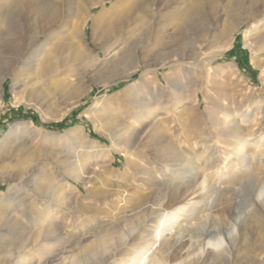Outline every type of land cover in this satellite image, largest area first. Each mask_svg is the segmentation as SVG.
I'll list each match as a JSON object with an SVG mask.
<instances>
[{
    "label": "bare ground",
    "instance_id": "1",
    "mask_svg": "<svg viewBox=\"0 0 264 264\" xmlns=\"http://www.w3.org/2000/svg\"><path fill=\"white\" fill-rule=\"evenodd\" d=\"M168 1L175 4L170 9H160L163 0H61V3L56 0H0V87L9 78L16 89L13 93L15 104L33 105L47 113L58 103L60 116H64L77 107L86 94L83 81L87 73L94 72L92 78L107 84L142 71L138 81L141 86L134 94H131V85L120 92L130 98L124 107L112 110V99H103L102 103L100 98L88 112V117L98 132L104 130L107 133L111 148H127V161L136 156L135 145H140L143 139L148 155L162 165L150 172L142 169V173L155 176L152 177L154 179L163 177L167 182L172 179L177 181L166 186L162 201L149 208L146 219L139 215L140 222H135L136 226L127 225L122 234L117 227L99 232L96 242L103 250L90 264H206V261H199L203 256L209 260L208 264H264V199L260 200L264 196V176L245 185L248 189L258 190L254 193L257 197L247 225L240 220L242 212L237 211L230 229L206 227L204 222L195 231L186 227L180 234L178 228L173 230V234L163 236L165 228L170 227L174 220L179 221L180 217L190 216L197 220L208 202L196 211L194 197L203 200L208 195L206 199L211 201L212 195L216 196L214 205L222 212L237 205L234 188H219L217 182L208 183L204 175L202 178L196 175L197 162L202 160L207 166L220 161L222 168L217 173L220 177L236 175L239 171L244 175L249 170L260 172L258 166L264 163V115L258 117L257 110H252L233 122L232 111L225 104L212 101L207 105L220 109V113L209 116L210 132L193 130L194 126L188 122L179 129L177 119L188 112V106H194L199 95L195 93L185 102L182 93L186 89L176 83L180 75L187 85L195 88L191 92L204 88L205 94L210 90L215 95L223 92L230 97L238 93L234 90L228 93L223 89L225 81L230 85L231 82L233 85L236 83L232 69L215 67L213 60L225 54L240 29H243L244 41L249 47L264 42V0H226L220 7L224 13L221 28L213 33L209 32V28L201 29L200 24L207 11L215 17V0H180L184 4L180 9L179 0ZM98 6L102 9L95 15L94 9ZM157 6L155 14L153 7L157 9ZM89 23L91 44L106 57L104 60L89 44L84 43V31ZM126 36L131 40L125 42L124 49L119 53L113 52L115 46L126 40ZM191 39L206 42L216 52L206 56L201 45L179 58V48ZM138 47L141 49L139 56L136 55ZM263 49L264 43L255 52ZM254 64L261 71V80L264 81V62L256 60ZM102 67H105L104 71L98 74ZM178 67H185L188 74H179ZM192 68L199 69L198 73ZM160 71L164 73L166 86L158 78ZM145 74L149 77L145 78ZM169 74L174 77H169ZM148 84L152 85L150 92ZM144 92L145 96L140 97ZM100 102L103 105L98 108ZM2 105L0 97V111ZM233 113L238 114L234 110ZM182 129L186 130L187 137L194 135L191 142L184 140V148L178 147ZM73 131L80 133L81 129L74 128ZM129 138L131 145H127ZM198 139L203 142L200 145L204 151L201 149V154L190 162L192 158L184 150L194 152ZM4 141L5 146L6 139ZM4 146L0 149V173L8 172L6 192L10 195L28 182L33 167H24V160L30 154L24 152L22 145L15 142L8 148ZM94 152L95 156L102 155L103 150ZM12 161L20 165L14 172L6 169L11 167ZM212 168L215 164L209 169ZM168 169L171 171L166 176ZM219 179H214V182ZM1 181L5 182L4 179ZM53 191L56 205L64 206L68 199L67 190L62 187ZM50 210L45 209L41 214L32 212L31 217H34L31 220L37 219L41 225L54 223L56 219L51 220ZM1 213L4 215H1L0 221L5 222L9 217V208ZM48 233L52 235L53 231L48 230ZM219 234L222 236L216 237ZM237 237L240 240L238 245L235 243ZM54 240L61 241L60 238ZM49 250L46 248V251ZM150 251L152 255L149 257Z\"/></svg>",
    "mask_w": 264,
    "mask_h": 264
},
{
    "label": "rangeland",
    "instance_id": "2",
    "mask_svg": "<svg viewBox=\"0 0 264 264\" xmlns=\"http://www.w3.org/2000/svg\"><path fill=\"white\" fill-rule=\"evenodd\" d=\"M56 1L61 3V0ZM215 2L214 7L217 10L215 17L213 18L211 11H207L200 24L201 29L209 28L210 33L219 30L224 19V13L220 7L226 3V0H215ZM173 5L175 4L163 0L159 7L160 9H170ZM183 5L179 0V9ZM101 9V6L95 8V15ZM153 9L156 14L158 6L157 9L156 7H153ZM167 32L170 33V30ZM243 36V29H240L235 34V39L225 54L213 60L215 67H230L232 69L236 83L233 85L231 82L230 85L229 82L225 81L223 89L227 90L228 93L233 90L234 93L237 91L238 93L230 97L223 92L215 95L210 90L205 94L204 88L199 92H191L195 88L190 87L189 84L187 85L179 75L180 78L176 83L179 84V87L186 89L182 93L183 96L181 95L185 102H188L191 97L199 95L194 106H188V112L177 119L179 129H181L180 126L183 123L188 122L187 124L194 126L193 130L210 132L209 116H216L220 113V109L207 105L212 101L221 105L225 104V107L232 111L233 118H235L233 122L240 120L241 115H247L254 110H257L258 117L264 115V81L261 80V71L254 64L256 60L264 62V49L261 52H255V49L257 50L264 42L260 41L249 47ZM130 40L131 38L126 36V40L115 46L113 52L119 53L122 51L125 42ZM84 43L89 44L96 51L91 44L90 23L84 31ZM201 45L206 56L213 55L216 52L215 49L209 48L206 42L199 43L191 39L179 48V58L187 56L191 50L193 51ZM96 52L99 53L102 60L106 58L98 50ZM140 54L141 49L138 47L136 55L139 56ZM104 68L102 67L98 74H101ZM176 69L178 73L188 74L185 67ZM192 69L196 74L199 71L197 68ZM93 74L94 72L87 73L85 76L83 87L86 89V94L81 99L80 104L64 116H60L58 103L47 113L42 112L33 105L15 104L13 93L16 89L13 87L11 80L7 78L1 83L0 97L3 105L0 111V149L4 146L5 139V148L14 145L15 142L22 145L24 152L30 154L24 160L26 163L24 167H33V172L28 182L23 184L21 188L14 190L10 195H7L6 192L9 184V180H6L8 172L0 173V181L5 180V182H0V217L2 214L4 215L1 212L5 208H9L8 219L5 222L0 221V264H90L103 250L96 242L99 232L102 233L107 228L117 227L122 234L127 225L128 227L136 226L140 222L139 215H143L142 217L146 219L150 211L149 208L152 206L154 208L157 203L162 201L166 193V186L177 181L172 179L167 182L163 177L154 179L152 177L155 176L150 177L142 173V169L150 172L152 168H159L162 165V162H158L152 155H148L143 145V139L140 145H135L137 149L136 156L127 161L125 157V153L128 152L127 148L124 146L111 148L106 137L107 133L104 130L98 132L94 123L88 117V112L95 106L97 99L100 98L102 103L104 102L103 99H112L110 102L112 110L124 107L130 98L125 94L121 95V93L131 85L134 88H132L131 94H134L135 90L141 86L138 81L141 78L142 71L131 73L127 77L115 79L107 84H102L92 78ZM163 75V71L158 73V78L164 84ZM151 76L154 77V75ZM144 77L148 78L149 76L145 74ZM169 77L174 76L169 74ZM190 79L192 80V77ZM164 85L166 86V84ZM151 86L150 84L147 86L149 92L152 90ZM145 93L140 97H144ZM116 95H119L118 98H114ZM102 103H98L97 107L101 108ZM233 110L238 114L233 113ZM74 128L81 129V132H74ZM188 128L187 130L190 131L191 128L190 130ZM179 134L182 138L179 135L178 147L181 148L185 147L183 143L191 142V139H193L191 137L194 136L191 134V137H187L186 130ZM197 143L194 152L190 149L184 150L186 155L191 156L190 162H194V157L201 154V149L204 151L201 139H198ZM201 143L202 145H200ZM127 145H131V138L127 141ZM100 149L103 150L102 155L97 154L95 156L94 151ZM142 157L144 159L140 160ZM11 163L13 166L11 164V167H7V171L14 172L20 168V165L15 161ZM214 164L215 168L210 170L209 168L213 167ZM196 166L198 168L196 175H200L201 178L204 175L203 178L208 183L217 182L219 188H234V201L237 205L234 209L222 212L216 204L214 205L216 196L212 195L211 201L206 199V197H209L208 195H205L203 200L194 197L193 201L197 202L194 210L202 209L206 202L209 206L208 204L205 206L197 220L191 219L190 216L187 218L180 217L179 221L174 220L170 227L165 228L163 236L167 237L173 234L178 228L180 234L183 232L181 230L186 227L191 231H195L197 227L204 224H206V227H213L218 230L230 229L237 211L242 212L240 220L243 223L247 222V225L248 216L254 207L252 204H254L257 197V194L254 193H257L258 190L256 188H253V190L248 189L245 185L264 176V163L258 166L260 172L249 170L248 174L244 175L242 171H239L240 173L238 172L236 175L226 174L225 177L217 176L219 169L222 168L220 161L205 166L201 160L197 162ZM168 170L166 176L170 174L171 170ZM216 177L220 179L214 182V179H218ZM62 187L67 190L65 194L68 199L64 206L58 207L52 193L53 190ZM48 190L52 191L49 192ZM261 199H264V196ZM56 207L59 209L57 212L55 211ZM213 207L214 209H212ZM45 209H51V220L56 219L54 223L52 221L44 224V226L37 219L31 220L34 217H31L32 212L37 211L38 214H41ZM48 230L53 231L52 235L48 233ZM220 235H216V237ZM57 238H60L61 241L54 240ZM239 242L240 240L237 237L235 239L236 245ZM154 246L156 247V245ZM154 246L151 249L152 252ZM46 248H50V250L46 251ZM151 251L148 254L149 257L152 255ZM199 261L201 263L206 261V264H208L209 260H206V257L203 256Z\"/></svg>",
    "mask_w": 264,
    "mask_h": 264
}]
</instances>
